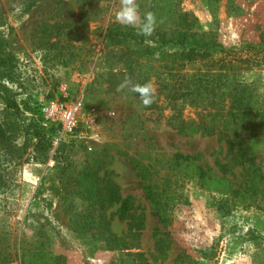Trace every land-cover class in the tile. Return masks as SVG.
Here are the masks:
<instances>
[{
  "label": "rangeland",
  "instance_id": "1",
  "mask_svg": "<svg viewBox=\"0 0 264 264\" xmlns=\"http://www.w3.org/2000/svg\"><path fill=\"white\" fill-rule=\"evenodd\" d=\"M180 8L197 17L200 37L228 48L260 43L264 0H184ZM118 9L119 0H0V33L14 67L0 79L32 108L5 119L0 103V127L11 123L19 145L31 140L24 153L0 147V247L12 253L9 264L34 253L37 264H264V132L231 149L202 125L177 132L169 116L181 101L169 103L156 78L150 107L117 91L115 59L102 52ZM232 58L237 79L254 83L263 102L264 54ZM52 101L80 105L73 132L61 114L47 118ZM183 113L200 117L191 107ZM67 161V174L90 162L94 178L132 200L127 218L114 202L97 220L120 238V249L94 237L86 201L71 183L53 195L51 178L69 180Z\"/></svg>",
  "mask_w": 264,
  "mask_h": 264
},
{
  "label": "trees",
  "instance_id": "2",
  "mask_svg": "<svg viewBox=\"0 0 264 264\" xmlns=\"http://www.w3.org/2000/svg\"><path fill=\"white\" fill-rule=\"evenodd\" d=\"M183 1L137 0L141 17L149 11L155 14L157 23L154 32L150 36H143L138 35L135 28L117 22L107 26L102 59L107 62L115 59L117 86L126 74L133 82L139 84L156 78L161 92L169 103L176 106L177 101H181L179 111L169 116V121L177 132L184 134L195 125H202L211 133L227 137L231 149H235L251 133L264 132V101L261 102L263 96L258 93L254 83L237 79L236 72L241 67L237 68L233 65L235 62L232 57H237L242 52L254 56L264 54V31L261 32L260 43L257 45L242 44L228 48L206 38L205 36L208 35L206 33L199 36V21L194 14L180 8ZM207 1L211 3L215 0ZM5 48L7 49L5 37L0 33V77L14 74V67L9 64L12 58L11 52H6ZM193 63H201L205 66L203 70L197 72H184V69ZM1 80L0 103L3 105L2 112L6 113L4 118L6 119L9 114L32 111L28 102L17 101L16 89ZM187 107L199 112L198 121L184 118L183 111ZM4 125L7 130L1 125L0 139L3 141H0V147L7 146L6 152H10L9 155H13L11 153L15 150L24 153L31 140L26 136L22 145H19L13 134L12 124ZM67 164L64 176L67 175L69 180L64 183L56 181L55 178L50 179L53 195L61 196L66 186L71 183L86 201L88 217L93 220L85 221V224L90 225L91 230L94 228L98 230L94 237L105 243L110 250L120 249L122 244L120 238L107 231L105 225H98L97 220L104 213L105 207L114 202H121L118 214L121 218H127L132 209V200L121 199L117 184L111 181L105 182L100 177L94 178V168L90 162H87L88 165H85L83 170H72L68 174L67 168L70 165L68 161ZM223 168L226 169L227 166L224 165ZM3 249L0 247V264L13 263L12 253ZM36 256L34 253L28 258L22 257L21 264H37L39 258Z\"/></svg>",
  "mask_w": 264,
  "mask_h": 264
},
{
  "label": "clouds",
  "instance_id": "3",
  "mask_svg": "<svg viewBox=\"0 0 264 264\" xmlns=\"http://www.w3.org/2000/svg\"><path fill=\"white\" fill-rule=\"evenodd\" d=\"M115 20L123 26L135 28L137 34L143 36L152 35L157 23L156 16L153 12H146L141 17L140 6L137 0H119V9L115 13ZM125 89L137 94L144 107H150L155 102L156 87L152 81L144 84L135 83L126 74L117 86V91H123Z\"/></svg>",
  "mask_w": 264,
  "mask_h": 264
},
{
  "label": "built area",
  "instance_id": "4",
  "mask_svg": "<svg viewBox=\"0 0 264 264\" xmlns=\"http://www.w3.org/2000/svg\"><path fill=\"white\" fill-rule=\"evenodd\" d=\"M80 105H72L68 107L64 103L52 101L46 108V111L50 113L47 117L50 121H56L58 114L62 115V121L68 132H73L77 126V112Z\"/></svg>",
  "mask_w": 264,
  "mask_h": 264
}]
</instances>
